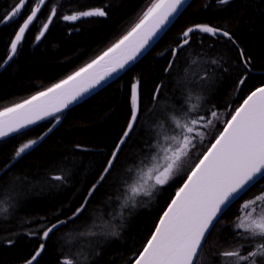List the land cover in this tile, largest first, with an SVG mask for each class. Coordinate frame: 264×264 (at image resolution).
I'll return each instance as SVG.
<instances>
[{
    "label": "trees",
    "instance_id": "1",
    "mask_svg": "<svg viewBox=\"0 0 264 264\" xmlns=\"http://www.w3.org/2000/svg\"><path fill=\"white\" fill-rule=\"evenodd\" d=\"M152 2L47 0L25 31L16 54L0 71V111L30 100L86 67L127 35ZM17 3L18 0H0V19ZM34 3L35 0H27L19 15L8 23H0V63L9 55L11 40ZM52 7H56L57 14L44 36L37 41L36 36L47 22ZM93 8H102L107 15L71 22L62 19L64 15ZM197 24L226 27L239 47L223 38L194 32L190 44L178 51L173 67L166 72L169 61L173 60L172 49L180 41L181 33ZM240 49L250 57V71L239 61ZM213 58L220 60L223 66L206 84L198 78L205 69L214 67L210 63ZM245 71V83L237 89L238 78ZM134 82L139 83L140 122L120 152L116 166L101 181L84 216L78 221H68L59 230H54L49 239L42 240L44 228L58 219L67 220L99 180L114 145L127 126ZM157 85L162 86V91L153 102ZM261 85H264V0H234L228 5H219L217 0H189L160 38L107 85L69 109L0 139L1 172L22 144L36 141L59 120L57 127L35 149L0 175V187L15 193L13 199L0 204V208L7 209L0 210V264H24L41 243L46 248L38 258V264H58L62 256H74L81 250L89 253L92 250L90 240L80 238L78 230L84 227L85 221L91 224L95 217L108 220L120 211L119 203L129 178L128 169L139 165L144 158L146 143L159 139L163 133L154 113L167 108L169 113L178 115L180 102L191 94V102L199 104L198 109L211 117L214 126L203 131V142L200 138L194 142L195 147L184 158L173 180L151 196L138 197L136 207L125 210L120 236L108 244L104 260L109 264L113 260L115 264H128L129 257L141 250L150 238L187 172L222 131V121L230 118L228 113ZM198 96L202 99L197 100ZM213 110L219 114V120L211 116ZM56 174L64 175L66 180L59 187H52L60 183L51 180ZM261 185L264 180L225 210L204 245L198 264H221L225 258L219 253L236 247L234 224L240 215V206L256 194ZM113 223L119 225L121 222L116 219Z\"/></svg>",
    "mask_w": 264,
    "mask_h": 264
},
{
    "label": "snow or ice",
    "instance_id": "2",
    "mask_svg": "<svg viewBox=\"0 0 264 264\" xmlns=\"http://www.w3.org/2000/svg\"><path fill=\"white\" fill-rule=\"evenodd\" d=\"M26 2L27 0H18L13 9L0 19V23H8L19 15ZM184 3L185 0H153L139 23L86 67L47 91L39 92L30 100L0 111V139L19 132L39 119L55 115L62 108L68 107L69 104L100 85L102 81L124 70L146 49L150 41L171 23ZM217 3L228 5L230 0H217ZM44 4L45 0H35L30 14L15 32L14 39L10 43V53L0 63V67L16 54L25 31L29 29L40 11V6ZM56 14V7H52L47 22L43 23L36 36L37 41L44 36ZM106 15L102 8H93L64 15L62 19L71 22L81 18ZM194 32L213 38H223L239 47L226 27L208 24L190 26L181 33L180 41L172 49L173 60L169 61L166 72L173 67L178 51L190 44V37ZM239 61L242 62L245 70L250 71V57L246 56L242 49L239 50ZM210 63L214 67L205 69L198 78L206 84L213 80L217 69L223 66L221 61L215 58L211 59ZM224 70L227 71V68ZM246 74L245 71L238 78L237 89L245 83ZM161 91L162 86L157 85L152 95L153 102L158 100ZM192 98L189 94L185 103L191 104ZM196 99L200 100L202 97L198 96ZM198 107L199 104L181 109L184 114L183 123L180 117L174 113L170 114L167 108L154 113L160 121L159 127L165 134L151 143H146L144 158L139 165L128 169L129 178L125 181L124 195L119 203L120 211L112 214L111 219L108 220L95 217L91 224L85 221L84 227L78 230V236L89 239L92 250L87 254L81 250L74 256L64 255L58 264H109L104 260L106 248L111 241L119 238V229L123 226L125 210L136 207L138 197L151 196L158 186L163 187L172 180L183 158L187 157L191 149L195 147L193 143L195 137H199L203 142L205 133L198 128L214 126L213 120L203 116L189 115ZM141 112L139 83L134 82L131 85L130 115L127 126L117 144L114 145L99 180L89 190L84 202L67 220L58 219L44 228L40 236L42 240L49 239L50 234H54V230H59L68 221H78L84 216L91 197L97 191L101 181L111 174V170L119 160L120 152L123 151L125 144L138 126ZM228 115L230 118L222 121V131H219L206 151L198 157V162L187 172L186 179L183 180L160 216L150 238L143 244L141 250L137 251L133 257H129L128 264H198L204 245L220 222L225 210L264 180V85L250 91L242 103H239ZM211 116L219 120L217 111L213 110ZM35 143V140L24 143L15 151L12 159L21 157ZM152 160L164 162L150 167L146 161ZM145 168L147 172L144 171ZM51 180L60 182L51 185L52 187H59L65 182L66 177L56 174L51 176ZM14 195L15 193L8 192L6 187H0V204L5 200L13 199ZM0 210L7 211L6 208H0ZM116 219L120 220L119 225L113 223ZM234 235L238 240L237 245L231 250L219 253L220 257L225 258L221 264H264V185H261L257 193L240 206V215L236 217L234 224ZM8 243L11 244L12 241L9 240ZM45 248L46 245L41 243L25 264H34V262L38 264L37 258ZM110 264H115V260Z\"/></svg>",
    "mask_w": 264,
    "mask_h": 264
},
{
    "label": "water",
    "instance_id": "3",
    "mask_svg": "<svg viewBox=\"0 0 264 264\" xmlns=\"http://www.w3.org/2000/svg\"><path fill=\"white\" fill-rule=\"evenodd\" d=\"M47 0H45V2H46ZM232 1H234V0H230V2H232ZM189 2V0H185V3H184V5L181 7V9H180V11L182 10V8L187 4ZM218 4V3H217ZM42 6L43 5H41L40 6V10H41V8H42ZM39 13V12H38ZM38 13H37V15H38ZM180 13V12H179ZM178 13V14H179ZM177 14V15H178ZM176 15V16H177ZM176 16L172 19V21L176 18ZM36 19V18H35ZM34 19V20H35ZM171 21V22H172ZM170 25V23L167 25V27ZM167 27H165L164 28V30L163 31H161L152 41H150V43H149V45L146 47V49L145 50H143V52L137 57V59L136 60H134V61H132L131 63H129L126 67H125V69H127L128 67H130L133 63H135V61H137L149 48H150V46L153 44V43H155V41L157 40V39H159L160 38V36L163 34V32L166 30V28ZM14 39V38H13ZM18 48V47H17ZM9 62V61H8ZM7 62V63H8ZM6 63V64H7ZM6 64H3V66L2 67H0V71L4 68V66L6 65ZM124 69V70H125ZM124 70H122V71H124ZM90 71H94V70H90ZM122 71H120V72H118V73H116V74H114L112 77H110V78H108V79H106V80H104V81H102L101 82V84L100 85H98L97 87H95L94 89H92V90H90L88 93H85L83 96H81L78 100H76V101H74L73 103H71V104H69L68 105V107H66V108H62V110L60 111V112H57V113H55V115H57V114H59V113H61V112H63V111H65V110H67V109H69L70 107H72L74 104H76V103H78L79 101H81V100H83L84 98H86V97H88L89 95H91L92 93H94L95 91H97V90H99L100 88H102L103 86H105V85H107L113 78H115L117 75H119ZM54 116V115H53ZM48 117H52V116H46V117H44L43 119H39V120H37L35 123H33V124H31V125H28L26 128H23V129H21L19 132H21V131H23V130H25V129H27V128H29V127H31V126H33V125H35L36 123H38V122H40V121H42V120H44V119H46V118H48ZM59 124V120H57L47 131H45L40 137H39V139H37L36 140V143L30 148V149H28L24 154H22V156H24V155H26L27 153H29L30 151H32L33 149H35L56 127H57V125ZM19 132H17V133H19ZM14 134H16V133H12L11 135H14ZM11 135H9V136H11ZM21 156V157H22ZM21 157H19V158H17V159H15V160H13L12 162H10L8 165H7V167H5L1 172H0V175L2 174V173H4L6 170H8L17 160H19ZM171 202V201H170ZM167 208V207H166ZM166 210V209H165ZM158 222H159V220H158ZM39 258V257H38ZM38 258H37V260H38ZM25 264V263H24ZM34 264H35V262H34Z\"/></svg>",
    "mask_w": 264,
    "mask_h": 264
},
{
    "label": "rangeland",
    "instance_id": "4",
    "mask_svg": "<svg viewBox=\"0 0 264 264\" xmlns=\"http://www.w3.org/2000/svg\"><path fill=\"white\" fill-rule=\"evenodd\" d=\"M186 101V100H185ZM185 101H183V102H180V106L182 107V108H188V107H192V106H194V105H197V104H194L193 102H191V104H186L185 103ZM180 107V108H181ZM179 108V114L178 115H176V116H178V117H180L181 118V122L183 123V119H184V114H183V112L181 111V109ZM171 113H173V112H171ZM170 113V114H171ZM190 116H193V117H195V116H203V117H205V118H207V119H209V118H211L210 116L208 117H206V114L204 115V112H203V110H199L198 108H196L192 113H190L189 114ZM201 123H203V121H201ZM205 129H207V128H198V130L199 131H201V132H203ZM162 131H163V133L162 134H165L164 133V130L163 129H161ZM161 134V135H162ZM169 135H170V132L168 133ZM199 139V137H195V139H194V141H193V143L195 142V141H197ZM25 143H27V142H25ZM173 143V145L175 144V142L173 141L172 142ZM23 145V144H22ZM21 145V146H22ZM183 160H184V158H183ZM183 160H182V162H183ZM164 161L163 160H152V161H150V162H146V163H148L149 164V166L150 167H154V166H157V165H159V164H162ZM182 162H181V164H182ZM181 166V165H180ZM144 171L145 172H147V168H145L144 169ZM177 173V172H176ZM176 173H174V177L176 176ZM173 180V179H172ZM171 181V180H170ZM169 181V182H170ZM159 188V186L157 187V189ZM155 192V191H154ZM153 192V193H154ZM152 193V194H153ZM140 197H148V196H140Z\"/></svg>",
    "mask_w": 264,
    "mask_h": 264
},
{
    "label": "bare ground",
    "instance_id": "5",
    "mask_svg": "<svg viewBox=\"0 0 264 264\" xmlns=\"http://www.w3.org/2000/svg\"><path fill=\"white\" fill-rule=\"evenodd\" d=\"M22 157H23V156H22ZM12 161H13V160H12ZM12 161H11V162H12Z\"/></svg>",
    "mask_w": 264,
    "mask_h": 264
}]
</instances>
